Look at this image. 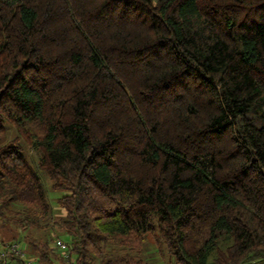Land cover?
Returning a JSON list of instances; mask_svg holds the SVG:
<instances>
[{"label": "trees", "instance_id": "obj_1", "mask_svg": "<svg viewBox=\"0 0 264 264\" xmlns=\"http://www.w3.org/2000/svg\"><path fill=\"white\" fill-rule=\"evenodd\" d=\"M52 192L79 264H264V0H0V220Z\"/></svg>", "mask_w": 264, "mask_h": 264}, {"label": "rangeland", "instance_id": "obj_2", "mask_svg": "<svg viewBox=\"0 0 264 264\" xmlns=\"http://www.w3.org/2000/svg\"><path fill=\"white\" fill-rule=\"evenodd\" d=\"M9 139H13L17 132L9 127ZM30 154H35L34 152H31V149L29 150ZM61 194V193H60ZM58 194L55 192L51 193V206L53 209V215H51V220L48 222H44L42 226L27 230V231H20L17 224L11 222V227L9 225H5L4 221L0 220V246L7 244L8 242H16L19 243L25 250L26 255L31 259H36L38 254L33 251L32 245L29 243V241L26 239V237L37 239L36 242L40 240H45L46 238L50 240L49 246L51 248V251L53 255L50 254L51 257H53V262L51 264H79L78 262V254L73 248V244H71V240H69L68 236L64 234L63 232L59 231V227L55 226L53 222L55 221V217H59L64 215V210L59 206V204L56 201ZM21 205L15 204L13 206V210H20ZM61 238L66 243V248L59 249L56 247V239ZM225 247L229 244V241H224ZM35 247V246H34ZM124 247L120 244H117L112 241L105 242L101 245L100 250V256H96V263L99 264V262L102 259H108V258H116L120 254L127 253L130 249L127 248L123 249ZM140 257L145 259L147 262H150V264H167L168 263V257L162 256L159 252L156 243L154 239L150 236L148 237L146 246L141 250L140 253H138ZM55 258V259H54ZM37 260V259H36ZM41 264H45L42 263Z\"/></svg>", "mask_w": 264, "mask_h": 264}, {"label": "built area", "instance_id": "obj_3", "mask_svg": "<svg viewBox=\"0 0 264 264\" xmlns=\"http://www.w3.org/2000/svg\"><path fill=\"white\" fill-rule=\"evenodd\" d=\"M56 247L66 248L61 238L56 239ZM0 264H41L38 260L29 258L24 248L16 242H8L0 246Z\"/></svg>", "mask_w": 264, "mask_h": 264}]
</instances>
